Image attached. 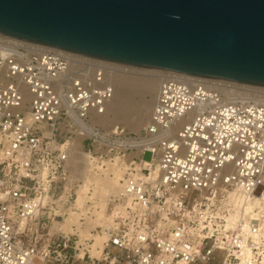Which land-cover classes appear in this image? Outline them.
<instances>
[{
	"label": "built area",
	"instance_id": "1",
	"mask_svg": "<svg viewBox=\"0 0 264 264\" xmlns=\"http://www.w3.org/2000/svg\"><path fill=\"white\" fill-rule=\"evenodd\" d=\"M126 67L0 34V264H264V87L166 71L139 132L105 129Z\"/></svg>",
	"mask_w": 264,
	"mask_h": 264
},
{
	"label": "water",
	"instance_id": "2",
	"mask_svg": "<svg viewBox=\"0 0 264 264\" xmlns=\"http://www.w3.org/2000/svg\"><path fill=\"white\" fill-rule=\"evenodd\" d=\"M0 34L264 87V0H0Z\"/></svg>",
	"mask_w": 264,
	"mask_h": 264
},
{
	"label": "bare ground",
	"instance_id": "3",
	"mask_svg": "<svg viewBox=\"0 0 264 264\" xmlns=\"http://www.w3.org/2000/svg\"><path fill=\"white\" fill-rule=\"evenodd\" d=\"M131 67L134 66L126 67L129 68V70L126 69V71L123 72L124 74L121 73L122 75H118L119 77L117 76L115 81V92H117V95L115 100L113 98L107 108H109V111L114 115V118L124 120L129 127L135 129L139 126L144 127L148 123L152 113L151 110H153L156 101L159 84L166 71L143 67H136L138 69L134 70L133 68L131 69ZM130 69L131 72L129 73ZM137 78H142L143 80L137 81ZM135 92H139L144 96L148 93L156 92L152 108H149L148 102L145 99H143L141 103L133 105L131 96ZM244 95L256 97L261 96L262 94L252 91L245 93ZM104 115L100 118L99 123H104L106 126H109L108 124H111L112 121H106ZM114 173L115 177L112 179H95L98 186L97 193L101 197V202L99 204L101 211L96 213V218L91 221L90 224H92V226H105L110 221L109 217L105 214L106 198L109 195L120 191V180L122 179V172L119 170V167L115 169ZM82 205L83 201H80L79 207L81 208ZM83 236L86 235L83 234ZM104 239V236L96 238L95 242L91 245L90 253L93 257L99 258L101 256L103 249L102 241Z\"/></svg>",
	"mask_w": 264,
	"mask_h": 264
},
{
	"label": "rangeland",
	"instance_id": "4",
	"mask_svg": "<svg viewBox=\"0 0 264 264\" xmlns=\"http://www.w3.org/2000/svg\"><path fill=\"white\" fill-rule=\"evenodd\" d=\"M132 68L134 70L135 69H138L136 67H131V69ZM131 69H130L129 73L131 72ZM122 74H124V73H122ZM122 74H118V75H122ZM125 74H127V73H125ZM118 75H116L115 78H114V84H115V81H116V78H117ZM142 80H143L142 78H137V81H142ZM155 94H156V92H151V93H148L147 95L144 96L143 94H141L139 92H135L131 96V101H132L133 105H136L138 103H141V101L143 99H145L148 102L149 108H152V105L154 103ZM116 95H117V92H115L114 100H115ZM104 118H105L106 121H108V120L109 121H112L111 124H108L109 126H106L104 123L101 124L105 129H111V128H115L116 126H120V127L124 128V129L129 130V131H132V132H139L143 128V126H139V127L135 128V129L129 127L124 120H118V119L114 118V115L109 111V108H107V111H106V113L104 115ZM144 159L145 160H150V154L149 153H146L144 155ZM261 189H262L261 187L257 188L256 191H255V194H257V195L260 194ZM82 264H85V263H82ZM98 264H108V263L103 260V261L98 262ZM115 264H120V262L119 263H115Z\"/></svg>",
	"mask_w": 264,
	"mask_h": 264
}]
</instances>
